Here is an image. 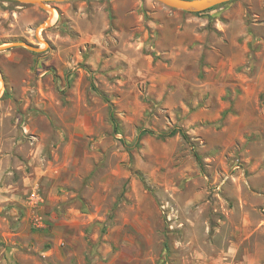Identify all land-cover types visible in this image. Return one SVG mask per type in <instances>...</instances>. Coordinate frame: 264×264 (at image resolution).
<instances>
[{
	"label": "rangeland",
	"instance_id": "1",
	"mask_svg": "<svg viewBox=\"0 0 264 264\" xmlns=\"http://www.w3.org/2000/svg\"><path fill=\"white\" fill-rule=\"evenodd\" d=\"M0 47V264H264V0H0Z\"/></svg>",
	"mask_w": 264,
	"mask_h": 264
},
{
	"label": "water",
	"instance_id": "2",
	"mask_svg": "<svg viewBox=\"0 0 264 264\" xmlns=\"http://www.w3.org/2000/svg\"><path fill=\"white\" fill-rule=\"evenodd\" d=\"M1 1L30 3L42 7L49 2H64V1H75V0H1ZM156 1L160 2L164 6L173 9H179L187 12H201L211 7L229 2L231 0H156ZM25 46L29 47L28 45ZM3 48L4 47H0V49Z\"/></svg>",
	"mask_w": 264,
	"mask_h": 264
},
{
	"label": "trees",
	"instance_id": "3",
	"mask_svg": "<svg viewBox=\"0 0 264 264\" xmlns=\"http://www.w3.org/2000/svg\"><path fill=\"white\" fill-rule=\"evenodd\" d=\"M225 4V3H223ZM221 4V5H223ZM217 6H220V5H217ZM217 6H214V7H217ZM214 7H211L207 10H204V11H208L210 9H213ZM203 12V11H201ZM109 110L111 111V108L109 106ZM111 118H114L112 113H111ZM144 134H150V135H153L157 138H160V139H165V138H168V137H173L175 135H180L182 138H184L185 140L188 138L186 133L179 127H175V128H172V129H168L166 131H154L152 129H149V128H144L141 130L140 134L139 135H144Z\"/></svg>",
	"mask_w": 264,
	"mask_h": 264
},
{
	"label": "bare ground",
	"instance_id": "4",
	"mask_svg": "<svg viewBox=\"0 0 264 264\" xmlns=\"http://www.w3.org/2000/svg\"><path fill=\"white\" fill-rule=\"evenodd\" d=\"M44 8H45V6H44ZM50 15L52 16V13H51V11H50ZM51 18V17H50ZM46 24V23H45Z\"/></svg>",
	"mask_w": 264,
	"mask_h": 264
}]
</instances>
